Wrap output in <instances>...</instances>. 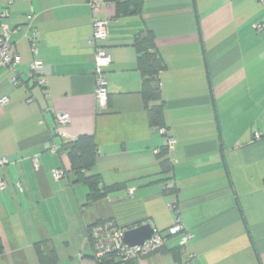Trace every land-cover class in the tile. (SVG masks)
<instances>
[{
	"label": "crops",
	"instance_id": "crops-1",
	"mask_svg": "<svg viewBox=\"0 0 264 264\" xmlns=\"http://www.w3.org/2000/svg\"><path fill=\"white\" fill-rule=\"evenodd\" d=\"M140 1V12L129 14L112 1L93 12L88 0H0V23L20 56L15 73L0 64V99L9 97L0 102V160L8 161L0 163V264H99L88 228L103 219L125 228L151 222L164 236L159 250L114 264H264V4ZM95 15L110 30L102 112ZM147 32L166 63L164 127L176 138L168 170L138 68L135 40ZM34 59L43 64L31 77ZM63 113L71 116L65 124L57 120ZM84 134L97 145L85 174L108 190L96 199L70 170L68 149ZM173 203L192 234L183 246L184 234L168 231Z\"/></svg>",
	"mask_w": 264,
	"mask_h": 264
},
{
	"label": "built area",
	"instance_id": "built-area-1",
	"mask_svg": "<svg viewBox=\"0 0 264 264\" xmlns=\"http://www.w3.org/2000/svg\"><path fill=\"white\" fill-rule=\"evenodd\" d=\"M264 4V0H259ZM108 3L107 0H88V4L93 12H97L102 9ZM7 13L5 11H0V20L3 19ZM92 39L91 43L95 48V63H96V88L95 95L98 103L99 111L107 110L109 91L107 87V80L105 76L106 68L111 63V56L107 52L104 42L110 37L109 22L104 19L98 18L96 15L93 17L92 21ZM264 29V24L261 25ZM12 30L5 24L0 23V64L3 67L10 69L15 73V67L20 61V56L17 52H12L13 43L11 41ZM37 37L36 29L31 36V41L35 43ZM42 61L40 59H34L31 64V69L29 75L35 77L39 68L42 67ZM13 83L19 84L20 80L14 75L12 79ZM39 83L44 84V80H38ZM9 101L8 96H4L0 99L1 103H7ZM57 120L59 123H67L71 120L69 113H63L58 115ZM159 131L165 136V147L168 151H172L176 143V138L169 135L165 127H159ZM255 136L258 138L261 133L256 132ZM51 150L53 152L59 151V147L54 145ZM7 159L3 158L0 160L1 164L7 163ZM37 164V163H36ZM64 174L63 169H56L55 176L57 179L61 178ZM6 182L3 178H0V191L4 189ZM171 208L176 209V222L172 225L168 231L171 235H176L179 233L184 234L181 240V244L184 245L192 236L190 232L185 231L184 225L182 223L181 217L177 210V203L170 205ZM127 229L121 226L115 219H104L99 223L92 225L89 230V239L91 242V247L93 250L94 257L99 262L103 257L112 256L114 259L119 261H127L136 257L139 247L129 248L123 242L122 233ZM155 244L151 241H147L146 244L140 248L141 252H147L154 247L158 246L162 242L161 235L157 232L154 236ZM191 259V258H190ZM190 259L186 260L184 264H190Z\"/></svg>",
	"mask_w": 264,
	"mask_h": 264
},
{
	"label": "trees",
	"instance_id": "trees-1",
	"mask_svg": "<svg viewBox=\"0 0 264 264\" xmlns=\"http://www.w3.org/2000/svg\"><path fill=\"white\" fill-rule=\"evenodd\" d=\"M115 2L117 6L129 14L138 13L141 10V1L140 0H108ZM135 45L139 51L138 57V68L141 70L143 75V87L142 93L145 98L146 104L148 105V113L150 123L156 127L165 126V117H164V101L162 100L161 94V85L159 74L166 68V63L163 57L158 52L154 37L151 33L147 32L145 34L139 35L135 40ZM152 102V103H151ZM151 103V104H150ZM169 153L168 149L165 147L162 151L163 161L162 164L166 170L170 168V160L165 158ZM97 155V145L93 135L84 134L79 136L75 141L71 143L70 148L68 149V157L71 164V169L75 173V180H87L91 185V192L89 197L91 199H96L102 197L106 192L101 193L98 186V175H86L85 172L90 170L96 161ZM104 220V219H103ZM102 220H99L95 223H99ZM93 223L92 225H94ZM92 225L88 228L91 229ZM162 237V242L160 245L154 247L153 249L147 252H141L133 259L127 261H119L114 259L112 256L103 257L99 260V264H114L117 262H130L137 258L140 255H148L152 252L159 250L163 244L164 236L162 233H159ZM169 235H171L169 233ZM180 245L181 244L180 241ZM2 250L0 244V251ZM42 253V251H41ZM42 257V254H41ZM47 260V259H46ZM184 264V263H183Z\"/></svg>",
	"mask_w": 264,
	"mask_h": 264
},
{
	"label": "water",
	"instance_id": "water-1",
	"mask_svg": "<svg viewBox=\"0 0 264 264\" xmlns=\"http://www.w3.org/2000/svg\"><path fill=\"white\" fill-rule=\"evenodd\" d=\"M157 230L151 222L142 223L123 231L122 237L123 242L129 248L139 247L138 253H140V248L143 247L147 241H151L155 244L154 236Z\"/></svg>",
	"mask_w": 264,
	"mask_h": 264
}]
</instances>
